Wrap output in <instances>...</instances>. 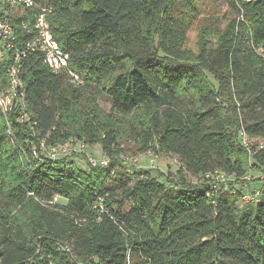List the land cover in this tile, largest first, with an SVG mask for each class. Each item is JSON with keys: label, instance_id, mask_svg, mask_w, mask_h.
<instances>
[{"label": "trees", "instance_id": "16d2710c", "mask_svg": "<svg viewBox=\"0 0 264 264\" xmlns=\"http://www.w3.org/2000/svg\"><path fill=\"white\" fill-rule=\"evenodd\" d=\"M223 1L194 51L198 0H38L81 82L28 53L23 95L7 115L0 105V264H264V195L246 203L240 187L264 173V0ZM21 21L18 43L29 39ZM138 110L129 136L178 157V177L125 159L119 129ZM73 141L100 143L107 164L49 154ZM217 169L234 179L214 188L205 175ZM30 205L19 222L13 210Z\"/></svg>", "mask_w": 264, "mask_h": 264}, {"label": "built area", "instance_id": "2783aa9c", "mask_svg": "<svg viewBox=\"0 0 264 264\" xmlns=\"http://www.w3.org/2000/svg\"><path fill=\"white\" fill-rule=\"evenodd\" d=\"M52 11L51 5L41 4L38 0H0V63L7 61L5 75L8 84L7 89L0 93V105L4 115H7L10 107L13 106L17 94L20 92L23 95L24 81L21 76L20 61L28 53H41L43 62L52 72L67 71L75 81L81 82L79 75L69 69L70 54L62 48L52 33L49 22ZM16 17L22 18L21 26L29 35V39L19 43L13 24V19ZM29 118L30 114L26 111H22L19 116V120L22 122ZM240 135L243 144L249 147L250 142L246 133L241 131ZM90 161L93 164L105 165L108 159H104L101 163ZM261 174L260 178L264 180V173ZM232 178H234L233 175L218 169L205 175V179L211 182L214 188H216L217 183L227 182ZM235 191L233 190V192ZM262 195H264V190L244 192L242 201L257 203ZM98 199V206L103 209L102 199Z\"/></svg>", "mask_w": 264, "mask_h": 264}, {"label": "rangeland", "instance_id": "374dc122", "mask_svg": "<svg viewBox=\"0 0 264 264\" xmlns=\"http://www.w3.org/2000/svg\"><path fill=\"white\" fill-rule=\"evenodd\" d=\"M198 5L200 8V15L197 25L194 29H192L189 32V40H188V47L193 49L194 51H197V42H198V32L204 25L211 24L212 21H216L218 16L221 14L222 11H227L228 6L224 3L223 0H198ZM94 93H87L91 96H95L97 99L96 101L99 104V107L101 108L102 112L104 114L111 113V102L108 97H106L103 94L98 93L97 90L92 89ZM144 115V112L142 110L135 111V113L127 115L126 119L124 118V123L119 129V138H120V146L122 148V152L124 154L125 159L128 161H131L134 167L137 169H157L161 172L169 173L173 177H178L177 171L181 167V162L179 161V158L175 155L171 154H165V153H154L153 151L148 152H141L139 150L138 142L135 141L133 137H130V128L134 125L133 121L135 118L137 120L141 119ZM136 120V121H137ZM130 123V124H129ZM33 146V145H32ZM35 147V146H33ZM45 151V150H44ZM82 152L84 153L89 160H92L96 163H101L104 159H106V156L103 152L102 146L100 143L95 144H87L82 141H73L70 142L64 146H59L55 149H52L50 151V155H66L71 154V152ZM151 152V153H149ZM47 153V152H46ZM76 161L78 164L86 168V162L84 159L78 157L76 158ZM187 180L192 183H200L202 181L201 176H194L190 173H185ZM261 172L250 170L249 173L245 176L244 179L251 181L248 184H244L240 186V184H237V186L243 188L244 192H254L258 190H264L263 189V181L261 177ZM232 178L231 180H233ZM161 180H164L161 178ZM107 186H110L113 184V182H106ZM56 201L60 203H66L67 201L61 197H57ZM243 204V202L241 201ZM33 212V206L30 205L27 207L24 211L19 212L17 209L13 210V214L15 217L19 220V222H26L28 217L31 216Z\"/></svg>", "mask_w": 264, "mask_h": 264}]
</instances>
